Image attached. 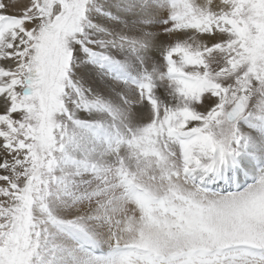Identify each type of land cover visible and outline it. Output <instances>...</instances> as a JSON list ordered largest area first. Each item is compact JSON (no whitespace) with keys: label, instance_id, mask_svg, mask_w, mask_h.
Returning a JSON list of instances; mask_svg holds the SVG:
<instances>
[{"label":"snow or ice","instance_id":"1","mask_svg":"<svg viewBox=\"0 0 264 264\" xmlns=\"http://www.w3.org/2000/svg\"><path fill=\"white\" fill-rule=\"evenodd\" d=\"M0 264H264V0H0Z\"/></svg>","mask_w":264,"mask_h":264},{"label":"rangeland","instance_id":"2","mask_svg":"<svg viewBox=\"0 0 264 264\" xmlns=\"http://www.w3.org/2000/svg\"><path fill=\"white\" fill-rule=\"evenodd\" d=\"M21 1L24 2V0H20V2H21ZM23 2H21V3H23ZM9 11H14V9L10 8Z\"/></svg>","mask_w":264,"mask_h":264},{"label":"bare ground","instance_id":"3","mask_svg":"<svg viewBox=\"0 0 264 264\" xmlns=\"http://www.w3.org/2000/svg\"><path fill=\"white\" fill-rule=\"evenodd\" d=\"M21 2H23V1H21ZM21 2H20V3H21Z\"/></svg>","mask_w":264,"mask_h":264}]
</instances>
